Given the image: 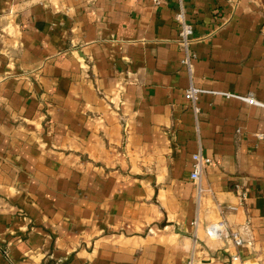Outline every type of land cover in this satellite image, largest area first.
I'll use <instances>...</instances> for the list:
<instances>
[{
  "label": "crops",
  "instance_id": "1",
  "mask_svg": "<svg viewBox=\"0 0 264 264\" xmlns=\"http://www.w3.org/2000/svg\"><path fill=\"white\" fill-rule=\"evenodd\" d=\"M185 7L191 70L177 0H0V264H264L260 1Z\"/></svg>",
  "mask_w": 264,
  "mask_h": 264
},
{
  "label": "built area",
  "instance_id": "2",
  "mask_svg": "<svg viewBox=\"0 0 264 264\" xmlns=\"http://www.w3.org/2000/svg\"><path fill=\"white\" fill-rule=\"evenodd\" d=\"M169 0H153V5L155 7H160L165 4H167ZM186 0H177L178 4V13L176 14V21L178 22L180 26V32H179V43L181 44L182 48L184 49L186 53V57L183 60V64L186 65L190 70L192 69L191 65V57H190V43L192 42L194 38V27L193 25L189 24L186 21L185 18V7ZM203 90H200L198 88H195L194 86H191L185 93V98L190 102L194 113L198 115L200 113V110L198 108V102L199 98L202 94H205ZM225 96L226 98H233L237 99L241 102H244L250 106H256L260 108H264V104L262 102H259L253 97H245V96H236L234 94H221ZM261 139L262 137L259 136ZM194 166H193V172L190 175V180L192 183L196 184L198 187V193L200 194L202 192L200 187V182L202 178V174L206 168L209 166H212L214 161L210 158L205 157L202 152H199L193 156ZM238 198L240 205H244L248 200V194L247 190L239 189L237 190ZM237 210V207L234 206H222V220L221 222L211 224L206 228V233L209 238L214 240H222L227 239L233 242L234 246L236 248H239L243 245V238L240 233L232 232L228 226V223L225 219L226 212H235ZM194 226H197V222H194ZM0 253L5 255V252L0 248ZM240 259L239 255L235 256L233 258L234 261H238Z\"/></svg>",
  "mask_w": 264,
  "mask_h": 264
},
{
  "label": "rangeland",
  "instance_id": "3",
  "mask_svg": "<svg viewBox=\"0 0 264 264\" xmlns=\"http://www.w3.org/2000/svg\"><path fill=\"white\" fill-rule=\"evenodd\" d=\"M260 1V6H261V9H262V13L264 15V0H259Z\"/></svg>",
  "mask_w": 264,
  "mask_h": 264
}]
</instances>
